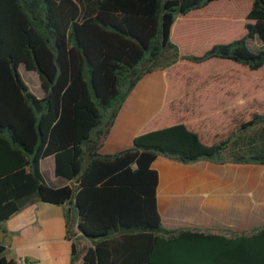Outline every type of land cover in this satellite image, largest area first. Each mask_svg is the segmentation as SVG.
Here are the masks:
<instances>
[{"label": "trees", "instance_id": "16d2710c", "mask_svg": "<svg viewBox=\"0 0 264 264\" xmlns=\"http://www.w3.org/2000/svg\"><path fill=\"white\" fill-rule=\"evenodd\" d=\"M214 1L0 0V224L24 204L44 201L64 208L70 264H264V225L223 233L162 227L151 167L160 155L185 164L264 165V108L236 127L235 144L247 154L225 155L234 132L206 144L182 121L99 153L145 75L179 60L213 58L264 69V0L242 10L237 38L199 55L179 52L171 39L176 18L191 11L201 18L196 10ZM255 39L253 51L247 41ZM19 66L37 72L41 97L23 82ZM50 155L54 176L69 184L55 186L43 176L40 161ZM2 251L0 245V264H17Z\"/></svg>", "mask_w": 264, "mask_h": 264}, {"label": "crops", "instance_id": "0c3cea01", "mask_svg": "<svg viewBox=\"0 0 264 264\" xmlns=\"http://www.w3.org/2000/svg\"><path fill=\"white\" fill-rule=\"evenodd\" d=\"M171 39L178 43L174 35ZM186 64L179 60L170 66L168 79L155 70L136 84L99 153L111 154L128 148L134 136L176 123L172 121V112L191 110L187 108L192 106L188 97L193 94L194 84L186 75L174 72L179 66L189 68ZM232 66L248 73L243 67ZM199 80L204 84V78ZM237 82L238 89L255 87L249 78ZM43 164L49 174L44 172ZM151 167L158 172L156 205L162 227L223 233L264 225V165L216 164L207 160L185 164L160 155ZM40 170L55 186L70 183L54 176L52 155L40 161ZM72 239L66 236L63 206L44 201L24 204L0 224L2 254L7 259H22L26 264H70Z\"/></svg>", "mask_w": 264, "mask_h": 264}, {"label": "rangeland", "instance_id": "374dc122", "mask_svg": "<svg viewBox=\"0 0 264 264\" xmlns=\"http://www.w3.org/2000/svg\"><path fill=\"white\" fill-rule=\"evenodd\" d=\"M249 3L250 0H216L207 7L196 10L201 13L199 15L201 18L194 15L195 11L189 12L186 16H178L172 26L171 35L178 39V43L174 40L173 42L177 44L179 52L183 55H199L215 43L228 42L237 38L238 31L243 30V19L240 14L243 9H247ZM222 6L226 8H221ZM227 8L233 16L230 12L222 11ZM229 32L231 39L227 36ZM247 46L256 51L258 42L256 39L248 40ZM183 62L188 63L186 65L189 68L179 66L174 72L186 75L190 79L189 82L194 84L191 88L193 94L188 97L192 106H187L191 108L190 111L172 112V121H185L206 144L225 139L234 132L236 136L231 137V143L224 151L225 155L228 156L234 151L247 154L244 148L235 144V141L240 139L235 130L240 122L250 117V114L262 111L264 108V69L252 71L235 62L219 58L203 63H192L186 60ZM229 63L244 67L250 75L241 72ZM186 65L184 67H187ZM157 70L163 74L165 79H168L170 68ZM18 72L29 90L40 97L42 89L37 72L27 71L23 66H19ZM202 78H204V84L201 85L202 80L199 79ZM246 78L255 82L254 89L246 90L242 87L238 89L237 81L242 83ZM199 83L201 86L197 88ZM258 128L260 127L251 128L244 135L242 134L243 137L252 136ZM43 169L46 174H49L46 164H43Z\"/></svg>", "mask_w": 264, "mask_h": 264}, {"label": "built area", "instance_id": "2783aa9c", "mask_svg": "<svg viewBox=\"0 0 264 264\" xmlns=\"http://www.w3.org/2000/svg\"><path fill=\"white\" fill-rule=\"evenodd\" d=\"M16 262H17V264H26V262L24 260H22V259H20V260H18Z\"/></svg>", "mask_w": 264, "mask_h": 264}, {"label": "water", "instance_id": "95a60500", "mask_svg": "<svg viewBox=\"0 0 264 264\" xmlns=\"http://www.w3.org/2000/svg\"><path fill=\"white\" fill-rule=\"evenodd\" d=\"M79 233H81V232H79Z\"/></svg>", "mask_w": 264, "mask_h": 264}]
</instances>
